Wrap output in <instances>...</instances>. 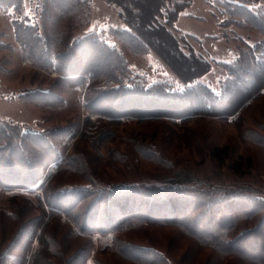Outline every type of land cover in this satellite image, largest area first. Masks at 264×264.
Returning <instances> with one entry per match:
<instances>
[{"label": "rangeland", "instance_id": "374dc122", "mask_svg": "<svg viewBox=\"0 0 264 264\" xmlns=\"http://www.w3.org/2000/svg\"><path fill=\"white\" fill-rule=\"evenodd\" d=\"M126 1L136 12L141 11L139 17L142 22L148 21V14L145 18L143 12L146 13L145 5L150 4L149 0H123ZM227 1L230 0H192L177 21L175 37L185 45L182 36H186L195 52L212 63L210 72L188 85L157 52L135 53L113 36L115 28L126 27L121 18L123 9L117 4L92 0L89 17L80 22L70 21V17L53 0H23L20 8H0V118L13 125L40 131L70 128L69 135L59 138L60 150L64 156H78L75 169L56 173V166H50L44 171L40 184L32 189L7 191L0 188V264H30L32 254L38 248L42 251L36 264H46L51 256L56 264H140L130 258L132 245L153 246L168 257L170 264H261L256 258H264V207L257 214L248 215L249 208L242 207L245 204L241 198L264 200V89L247 102L239 100L232 116L202 113L182 121V118L174 116L157 115L172 107L157 109L154 104L146 107L145 111H139L140 107H126L130 111H138L139 117L124 116L118 123L99 120L98 114L84 108V93L80 85L67 87L60 83L57 86L60 77L57 72L39 69L22 57L12 24L14 18L29 19L40 27L54 45V50L65 43L66 34L71 33L77 39L95 32L118 48L128 60L133 76L148 85L164 82L182 91L186 87L203 84L220 93L229 77L223 62L234 61L240 50L246 49L243 43L254 46L264 40V34L250 26L220 25L228 18L224 13ZM256 6L264 9V0H259ZM152 37H148L150 41L158 42L156 37ZM159 40L164 43L161 45L165 52H161L172 55L174 46L170 38L162 34ZM185 52L190 53L188 49ZM178 59L182 63L188 62ZM177 70L185 78L191 77L186 74L184 66ZM262 79L264 83V76ZM50 85H55V92L64 97L62 105L43 107L20 98L24 93L39 87L47 89ZM174 109L178 114L184 112L181 107L171 110ZM216 146L228 148L229 157L224 163L211 155ZM53 174L56 176L49 185L53 192L73 186H98L105 194L103 190L106 187H109V193L112 188L115 190L137 181L185 186L175 189L179 191H175L177 194L197 188L196 194L201 193L199 200L202 198L207 203L216 200L198 225L191 224L193 217L187 213L196 200L174 205L167 203L166 199H159L154 213L173 221L191 218L189 224L193 228L217 236L218 232L221 239L227 241L242 236L241 242L247 246L245 256H230L207 247L177 225L124 220L128 214L142 216L144 211L136 210L138 201H131L130 205L119 209L113 201L110 202L113 190L106 193L108 199L104 203L99 202L100 207L96 208L99 212L94 216L103 219V213L109 209L114 218L109 226L130 223V228L106 236L96 231L78 236L75 234L77 228L66 215L53 217L48 212L45 216L43 212L41 186ZM99 196L90 197L83 207L87 209ZM202 208L205 212L206 206ZM148 216L153 215L150 213ZM222 223L227 228L236 223L230 236H224ZM41 232L43 240L40 241L38 236ZM47 243H51V249L44 247ZM150 256L155 255H149L148 264L156 262Z\"/></svg>", "mask_w": 264, "mask_h": 264}, {"label": "trees", "instance_id": "16d2710c", "mask_svg": "<svg viewBox=\"0 0 264 264\" xmlns=\"http://www.w3.org/2000/svg\"><path fill=\"white\" fill-rule=\"evenodd\" d=\"M53 1L66 16L70 17L69 20L72 22L86 21L89 17L88 9L92 0ZM106 1L117 4L123 9L121 18L126 27L115 28L112 34L130 50L140 54L151 51L157 52L178 73L181 81L186 85L196 82L211 71V61L197 54L194 47L188 44L186 36H182L185 40V45H183L180 39L174 35L177 21L190 6L192 0H153V2L149 0L148 3L150 4L145 5L146 13L143 12L145 18L148 14L146 18L148 21L143 22L139 17L142 14L141 11L136 12L130 4H127V1ZM258 2L259 0H230L225 2L224 13L228 14V18L220 22V25L239 24L250 26L264 34V9L256 6ZM22 3L23 0H0V8L4 10L13 6L20 8ZM130 13L132 17L129 16ZM12 24L16 39L21 46L22 57L39 69L57 72L60 75L57 86L60 83L66 84L67 87L80 85L79 87H82L84 93V108L90 113L98 114L99 120L107 119L109 122L118 123L124 116L129 118L139 117L138 111H130L126 107L128 105L140 107L139 111H145L146 107L154 104L158 106L157 109L164 107L183 108L184 112H179L180 114L175 112L176 109L171 110L172 108L169 111H162L163 113L159 112L157 114L182 118V121H187L202 113L232 116L236 113L233 110L239 100L247 102L264 89V83L262 82L264 76V40L254 46L243 43L246 49L242 48L234 61L223 62V66L228 70L229 77L222 85L220 93L214 92L210 87L203 84H196L193 87H186L184 90L178 91L164 82L148 85L140 78L134 77L130 64L122 52L111 46L107 40L95 32L77 39L71 33L66 34L64 37L66 39L65 43H61L54 50V45L40 31V27L31 23L29 19L14 18ZM162 34H166L174 46L172 55H165L161 52H165L164 47L161 45H164V43L159 40V35ZM149 36H153L152 39L156 37L158 42L153 40L155 42L153 43L148 38ZM185 49H188L190 53L187 54ZM178 58L186 59L188 62L182 63ZM182 66L187 71L186 74L191 76L190 78H185L177 70H180ZM55 90V85H50L47 89L39 87L20 95V98L25 102L43 107H56L62 105L65 99ZM71 131L70 128L40 131L30 127L13 125L0 118V188L7 191L32 189L40 184L44 171L49 169L50 166H56V173L75 169L78 156H64L59 145V138L69 135ZM227 149L216 146L212 149L211 155L214 159L224 163L229 157ZM55 176V174L51 175L45 184L41 186L44 198L40 203L45 216L48 212L53 217L66 215L77 228L75 234L78 236L89 235L94 231L106 236L113 232L127 231L130 228L128 225L130 223L109 226L114 221L109 209L103 213V219L94 216L98 214L96 208L100 207L99 204L108 199L106 193H108L107 189L109 187L102 189L105 194L99 190L100 187L98 188V186L94 188L73 186L53 192L49 189V185ZM182 187L185 186H174V183L158 185L139 181L131 182L115 190L110 187L113 190H111L110 202L113 201L121 210L130 205L131 201L140 202L139 206L135 208L138 212L144 211V214L140 216L127 213L128 216H124V220L142 222L149 220L160 224L177 225L197 237L200 243L207 247L219 249L230 256L244 255L247 246L242 244L241 241L244 239L242 236L227 241L221 239L218 232H216L218 236L211 235L203 229L198 231L197 228L192 227L191 224L196 226L201 223L204 214L212 207L211 205H215L216 200H212V203L203 202L202 198L199 200L201 193L196 194L195 189L197 188L183 190L182 194H177L176 192L179 191L175 189H181ZM97 195H100L99 198H96L85 209L83 205L86 201ZM101 197L103 199H100ZM159 199H166L167 203H173L174 205L189 204V201L192 200L193 203L196 200L187 210V213L191 214V218L193 217V223L189 224L191 218L187 217L177 221L158 217L155 214L156 212L154 213V210H156L154 206L157 207ZM241 199L245 204L242 207L249 208L248 215L257 214L264 207V200L258 202L257 199L246 196ZM202 206H206L205 212ZM150 213L154 217H146ZM103 214L100 212L101 217ZM238 214L245 215L246 213L238 212ZM235 224H230L231 227L228 228L225 223L221 224L225 227L224 236L231 235V228ZM198 232L201 234H198ZM38 237L40 241L43 240L42 232ZM47 244V247L46 244L44 247L51 249V243ZM131 247L133 253H129L130 258L137 260L140 264H148L147 261L151 254L155 255L150 257L156 261H152V264H158L157 262L170 264L168 257L153 246L132 245ZM41 251V248H38L32 254L30 264H36ZM125 251L127 252L128 249H125ZM55 254L58 255L56 252ZM256 260L264 264L263 257H257ZM47 261L46 264H56L53 262L52 256Z\"/></svg>", "mask_w": 264, "mask_h": 264}, {"label": "crops", "instance_id": "0c3cea01", "mask_svg": "<svg viewBox=\"0 0 264 264\" xmlns=\"http://www.w3.org/2000/svg\"><path fill=\"white\" fill-rule=\"evenodd\" d=\"M181 16H182V14H181ZM181 16H180V18H179V20L181 19ZM178 20V21H179ZM178 27V26H177ZM191 36H193V37H196V36H194V35H192V34H190ZM198 38V37H197ZM225 62V61H224ZM228 62V61H227Z\"/></svg>", "mask_w": 264, "mask_h": 264}]
</instances>
